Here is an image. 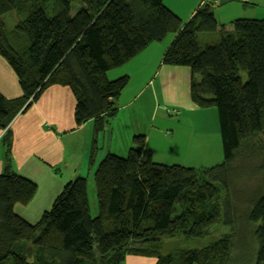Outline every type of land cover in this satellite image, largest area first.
Returning a JSON list of instances; mask_svg holds the SVG:
<instances>
[{"label":"trees","instance_id":"trees-1","mask_svg":"<svg viewBox=\"0 0 264 264\" xmlns=\"http://www.w3.org/2000/svg\"><path fill=\"white\" fill-rule=\"evenodd\" d=\"M216 29L215 42L199 41L200 32ZM169 31L175 35L162 63L188 66L192 101L217 108L223 161L203 168L157 162L143 148L145 135L134 134L125 156L109 151L94 171L96 216L82 175L36 222L18 215L14 206L29 203L37 185L11 168V120L60 84L74 94L75 123L92 119L96 134L116 114L129 80L109 79L107 71ZM0 55L21 88L13 98L0 92V264H120L129 253L153 256L155 264H229L239 230L248 233L253 264H264V18L219 28L213 0L182 26L163 0H0ZM240 173L260 178L244 207L236 203ZM214 222L229 228L200 247L160 252L164 238L199 237Z\"/></svg>","mask_w":264,"mask_h":264},{"label":"crops","instance_id":"crops-1","mask_svg":"<svg viewBox=\"0 0 264 264\" xmlns=\"http://www.w3.org/2000/svg\"><path fill=\"white\" fill-rule=\"evenodd\" d=\"M203 1L207 0H163V6L178 16L182 26ZM213 2L217 24L226 28H231L233 22L240 17L264 18V0ZM217 32L218 29L213 32L212 39L209 32H200L198 39L203 44L215 42L218 39ZM174 35L173 31H169L163 40L149 43L127 62L109 72L114 77L127 74L129 80L115 100L116 114L96 134L92 119L81 125L75 123L74 94L69 86L60 84L47 86L28 109L11 120V168L37 185L29 203L14 206L18 215L29 222H36L43 211L50 208L64 184L75 176H86L87 190L92 189L89 187L88 176L96 169L102 157L109 151H127L134 134L145 135L143 148L150 149L153 158L156 141L158 145L160 143V149L168 153L172 149L169 145L175 142L173 125L164 128L160 126H168L164 124L177 121V128H180L183 137L182 140H176L175 147L186 143L187 154L192 148L201 147L194 140H201V128L208 126L207 120L205 119V122L202 119L207 110L198 107L191 99V70L188 66L162 63V57ZM141 82L146 83L151 90L143 91L141 87L137 93L135 87ZM0 92L7 98L21 94L15 72L1 55ZM143 92H147V95L143 96ZM137 99H140V102H137L139 106L136 105ZM146 103L151 106L150 110L145 107ZM165 106L179 108V118L174 120L175 122L168 118L167 115L171 113ZM160 121L162 123H159ZM3 131L0 130V171L3 169L5 157V146L1 141ZM77 139L82 155H79V160L74 158L75 153H70V149L66 153L67 146L72 142L76 143ZM69 158L72 160L71 167L67 161ZM123 264H155V259L147 255L129 253L125 256Z\"/></svg>","mask_w":264,"mask_h":264},{"label":"rangeland","instance_id":"rangeland-1","mask_svg":"<svg viewBox=\"0 0 264 264\" xmlns=\"http://www.w3.org/2000/svg\"><path fill=\"white\" fill-rule=\"evenodd\" d=\"M74 9L75 8H73V10ZM5 17L6 18H10V17L14 18L15 17L14 11L7 13L5 15ZM217 25L219 28L222 26L221 24H217ZM207 32H209L210 37H211L213 35V32H215V30L207 31ZM217 37L219 38V32H217L216 39H217ZM212 38L213 37H211L210 39H212ZM111 70H113V69H110L107 71V74H109L108 75L109 79L115 78L114 76H112L109 73V72H112ZM141 87H143V89H142L143 91H150L151 90V87H148V86H146V83L143 84V82H141L135 87V91L138 93L139 89ZM145 94L147 95V92H143V96ZM138 101L140 102V99H137V101H136L137 106H139V103H137ZM145 105H147V103ZM160 105H162V104H160ZM145 107H148V110H150V108H151L149 103ZM165 107H166V109H168L170 111L172 110L171 107L170 108H167V106H165ZM175 109L179 110V108H177V107ZM204 110H207V111H205V116L202 117V119L205 122L207 120L206 123H208V126H206V127L202 126V128H201V140L199 138L198 139L195 138V140H194L198 146L199 145L201 146L200 148L199 147L192 148L191 152H189L187 154L186 143L178 144L175 147V144L177 143L176 140H180V139L182 140L183 134L180 132V128H177V124H178L177 121H176V123L170 122L171 124H164V125H168V126H160V127L164 128V127H169V126L173 125L172 127H174V129H175V137H174L175 142H172L169 145V146H171L172 149L168 153V152L160 149V147H161L160 143L158 145V141H156L155 152H154L155 155L153 156V160H155L157 162L167 163V164L177 163V164L189 165V166H193L195 168L209 167V166L221 163L223 161V149H222L221 134H220V129H219V119H218L217 108L215 106H210V107L204 108ZM178 113L177 114H171V115L168 114L167 116H168V118H170L171 120L174 121V120H177L179 118ZM160 120H163V119H160ZM159 123H162V121H160ZM182 124H183V122H181V125ZM161 125H163V124H161ZM137 134H139V133H137ZM185 142H186V140H185ZM69 145H70L69 147L67 146L66 153H68L67 150L70 149V153H75L74 158H76V160H79V157H80L79 155H81V153H80L81 147H80V143H79L78 139H77L76 143L72 142ZM189 150H190V146H189ZM127 151H128V149H127ZM127 151H123V150L118 151L116 154L120 155V156H125L127 154ZM186 154H187V157H186ZM67 161H68L69 167H71L72 166L71 158H69ZM94 171L95 170H93L90 173V175L88 176V177H90L89 187L92 189H89V191H87L88 192V199H89V207H90V212H91L92 216H96L98 214L96 191H95V185H94L95 184L94 183ZM84 175H86V173ZM239 176H241V177H240L239 181L237 182V184H235V188L238 189V192H239V195L236 199V203L238 206H240L242 204V206L244 207V206H246V204H245L246 198L248 199L249 197L252 196L256 187L260 183V178L257 177L255 174H251V176H247V175H245V173H243L242 175L240 173ZM228 228H229L228 224H222L220 222L208 223L203 227L204 233L199 237H185L181 233H178L172 237L164 238L159 250L161 253H167V252L171 251V252H174V254H175L176 251H178L182 248L200 247L204 244H207L213 237H216L220 233H223V231H227ZM247 240H248L247 231H245V230L240 231L239 230L238 234H236V236H235V244L233 247L232 259H231V262L229 264H253V258L251 257V255H249L250 245L249 246L247 245V243H248ZM147 256L153 258V256H150V255H147ZM238 258H241L240 261ZM120 264H123V261L120 262Z\"/></svg>","mask_w":264,"mask_h":264},{"label":"built area","instance_id":"built-area-1","mask_svg":"<svg viewBox=\"0 0 264 264\" xmlns=\"http://www.w3.org/2000/svg\"><path fill=\"white\" fill-rule=\"evenodd\" d=\"M178 112H179V110H177L175 108L170 111L171 114H177Z\"/></svg>","mask_w":264,"mask_h":264}]
</instances>
